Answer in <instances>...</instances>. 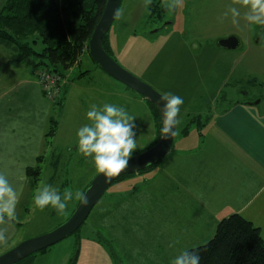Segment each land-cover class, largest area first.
I'll use <instances>...</instances> for the list:
<instances>
[{
	"label": "rangeland",
	"instance_id": "rangeland-1",
	"mask_svg": "<svg viewBox=\"0 0 264 264\" xmlns=\"http://www.w3.org/2000/svg\"><path fill=\"white\" fill-rule=\"evenodd\" d=\"M170 3L174 7L169 8ZM229 7L240 10L236 23L230 13L224 15ZM246 10L238 0H148L147 4L146 0H121L108 33L109 52L121 67L161 94L179 95L184 101L180 107L191 114L187 122L200 115L201 123L189 130L190 136L198 137L208 129L205 117L225 98H247L262 102L264 107V25L245 20ZM152 13L156 16L151 17ZM230 36L239 39L238 48L223 49L217 45L219 39ZM34 48L40 52L43 45L39 42ZM32 60L37 64V59L29 61ZM20 65L15 76L20 71H33L30 62ZM70 89L65 109L80 112L81 91L73 85ZM178 118L172 149L180 137L179 129L184 126L181 111ZM47 151L49 157L43 154L44 158L36 162L41 167L39 186L22 196L14 217L20 223V235L0 249V255L65 222L78 206L75 192H84L100 173L92 158L79 151L72 155L64 152L57 165L51 151ZM155 175L152 168L115 181L78 232L32 259L21 261L22 264H171L181 251L208 242L173 239L164 233L156 208L143 206L144 182L152 181ZM45 184L56 189L62 200L65 192L73 193L63 213L51 205L42 210L35 205L34 196Z\"/></svg>",
	"mask_w": 264,
	"mask_h": 264
},
{
	"label": "crops",
	"instance_id": "crops-1",
	"mask_svg": "<svg viewBox=\"0 0 264 264\" xmlns=\"http://www.w3.org/2000/svg\"><path fill=\"white\" fill-rule=\"evenodd\" d=\"M6 2L0 0V8ZM88 54L64 74V99L62 105H54L37 81L40 68L36 62L28 61L32 72L20 71L15 76L21 65L11 64L8 49L0 44V172L20 193L16 215L22 196L39 186L38 182L33 187L28 168L36 166L43 154L49 157L47 150L56 165L64 152L79 151L76 132L91 123L86 113L92 104L122 106L135 117L138 148L134 152L146 149L158 136L147 100L107 75ZM72 85L81 91L80 112L65 109ZM227 99L210 110L206 133L198 137L180 134L177 145L154 167L155 178L144 182L143 206L156 208L164 233L173 239L209 241L219 221L234 213L258 227L264 239V107L247 98ZM181 112L185 126L191 114L182 107ZM52 118L57 120V130L47 143ZM21 175L23 181L18 179ZM19 224L14 218L0 222V232L6 237L0 249L19 237Z\"/></svg>",
	"mask_w": 264,
	"mask_h": 264
},
{
	"label": "trees",
	"instance_id": "trees-1",
	"mask_svg": "<svg viewBox=\"0 0 264 264\" xmlns=\"http://www.w3.org/2000/svg\"><path fill=\"white\" fill-rule=\"evenodd\" d=\"M106 1L7 0L5 5L0 8V44L8 49L9 62L11 64H26L34 57L37 59L36 66L38 68L50 70L61 76L63 80L62 93L60 98L53 102L54 105H62L64 74L80 61L86 51L88 52L89 40L102 16ZM162 9L165 10V8ZM155 16L154 13L151 14V17ZM39 42L43 48L37 52L34 46ZM103 46L110 54L108 34L103 39ZM147 103L158 129V136L155 142L147 147L149 148L159 141L163 124L157 107L148 100ZM190 116L188 115V119ZM209 119L208 115L205 117V122L207 123ZM201 121L200 115L190 118L186 125L179 129V134L188 135L190 127L201 123ZM198 128L200 129L199 126ZM56 130L57 120L52 118L46 133L47 143L54 137ZM139 152H133L132 155ZM42 159L43 157H39L38 161ZM156 165L139 173L146 172ZM40 173V166L28 168V176L33 187L37 185ZM131 174L122 176L118 180ZM82 193L84 194V192ZM79 203L80 200L77 205ZM192 249L199 251L200 264H264V239L260 229L238 213L221 219L217 224L214 236L205 244L189 250ZM36 254L24 260L32 259ZM18 264H22V262Z\"/></svg>",
	"mask_w": 264,
	"mask_h": 264
},
{
	"label": "clouds",
	"instance_id": "clouds-1",
	"mask_svg": "<svg viewBox=\"0 0 264 264\" xmlns=\"http://www.w3.org/2000/svg\"><path fill=\"white\" fill-rule=\"evenodd\" d=\"M148 0H146L147 4ZM247 10L244 19L250 23L264 25V0H238ZM174 7V3L168 5ZM231 14L233 23L237 22L241 13L237 7H229L224 15ZM159 103L163 105L161 112L164 117V133L172 132L175 124L179 123L177 117L184 103L179 95L165 93L160 97ZM91 122L78 128V149L85 157H91L98 172L105 176H113L126 169L128 161L134 150L138 148L133 132L134 116L122 106L105 103L102 106L92 104L86 113ZM23 181V175L18 177ZM19 191L10 184L4 172H0V222L5 218L11 220L16 215V206L19 202ZM75 198L82 204H87V197L77 191ZM73 199V193L65 192L64 200L59 192L49 185H43L34 196L35 205L41 210L51 205L58 213H63L67 207L66 201ZM6 239L0 232V242ZM201 257L196 249L181 251L171 261V264H200Z\"/></svg>",
	"mask_w": 264,
	"mask_h": 264
},
{
	"label": "water",
	"instance_id": "water-1",
	"mask_svg": "<svg viewBox=\"0 0 264 264\" xmlns=\"http://www.w3.org/2000/svg\"><path fill=\"white\" fill-rule=\"evenodd\" d=\"M120 4L121 0L106 1L102 16L88 43L89 55L107 75L155 105L160 112L164 127V117L161 112L163 105L159 103L160 97L163 94L121 67L103 46V39L112 27ZM217 45L223 49H236L239 46V39L236 36H230L219 39ZM176 129L177 124H175L170 133L166 134L162 131V135L156 144L130 156L126 169L121 173L110 177L105 176L104 173L96 175L84 190V195L87 197L86 205L80 201L71 216L58 227L42 235L26 239L11 250L1 254L0 264H18L29 256L50 248L76 232L84 224L93 208L115 181L127 174L138 173L154 166L164 159L172 147Z\"/></svg>",
	"mask_w": 264,
	"mask_h": 264
},
{
	"label": "built area",
	"instance_id": "built-area-1",
	"mask_svg": "<svg viewBox=\"0 0 264 264\" xmlns=\"http://www.w3.org/2000/svg\"><path fill=\"white\" fill-rule=\"evenodd\" d=\"M37 81L46 98L52 103L60 98L63 80L59 74L47 69H40L37 73Z\"/></svg>",
	"mask_w": 264,
	"mask_h": 264
}]
</instances>
